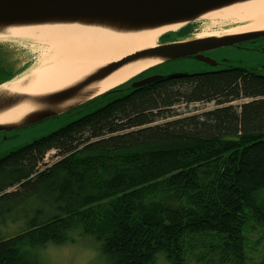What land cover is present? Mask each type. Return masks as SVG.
Here are the masks:
<instances>
[{
    "label": "trees",
    "instance_id": "1",
    "mask_svg": "<svg viewBox=\"0 0 264 264\" xmlns=\"http://www.w3.org/2000/svg\"><path fill=\"white\" fill-rule=\"evenodd\" d=\"M31 66L0 62V85ZM128 84L0 157V212L18 209L25 224L11 236L0 224V264H39L47 245L84 239L108 264H154L161 252L172 264H264V73L223 64ZM51 150L59 159L46 163Z\"/></svg>",
    "mask_w": 264,
    "mask_h": 264
},
{
    "label": "water",
    "instance_id": "2",
    "mask_svg": "<svg viewBox=\"0 0 264 264\" xmlns=\"http://www.w3.org/2000/svg\"><path fill=\"white\" fill-rule=\"evenodd\" d=\"M259 2L264 0H0L2 42L22 43L25 38L17 36L44 32L85 36L93 42L85 70L71 78L20 90L23 76L38 67L32 63L23 76L0 85V132L59 117L174 60L194 57L217 66L218 62L205 57L204 52L264 37V28L245 26L221 35H188L174 40L164 36ZM131 48L134 50L127 51ZM132 73L135 75L124 84L97 93L113 80ZM163 77H146L130 87H143Z\"/></svg>",
    "mask_w": 264,
    "mask_h": 264
},
{
    "label": "rangeland",
    "instance_id": "3",
    "mask_svg": "<svg viewBox=\"0 0 264 264\" xmlns=\"http://www.w3.org/2000/svg\"><path fill=\"white\" fill-rule=\"evenodd\" d=\"M215 21L216 22H213L212 20H205L200 22L197 24L196 28H194L195 33L203 35L218 34L223 31H236L246 25V23L238 22L235 19L228 21ZM21 40H23L22 43L12 45L13 48L9 46L0 47L1 50L5 51V54L0 55V62L2 66L14 63L16 69L30 63H36V66L38 67L48 65L50 63V53L46 46L35 42L33 43V41L29 39ZM2 43L7 44V42ZM220 51L221 53L219 54L218 59L222 60L224 64L258 67L264 73V52L247 54L230 47L221 48ZM218 67H220V65L211 66L200 60L183 58L155 67L147 71L143 77L169 76L176 73L190 74L209 72L214 71ZM125 93L126 92L112 94L107 93L105 95L98 96L88 105L77 108L59 117L48 119L25 129L0 132V157L64 127L73 120L94 112L98 108L106 105ZM236 104H240V102H236ZM214 107V104H195L190 106V109L202 112L203 110L207 111L213 109ZM183 108H185L184 106L182 107V110H185ZM56 154L57 150L49 151L46 154L44 161L46 163L56 162L59 159ZM17 210L18 209L11 212V214H7V212H0V224L2 223V231L8 233L2 235L11 236L12 234H17L25 226L24 221L20 220V218H12L13 216H17ZM38 256L40 258L39 264H108L102 256L99 248L89 239L63 245L52 243L43 248ZM154 264H172V261L166 257L165 252H161Z\"/></svg>",
    "mask_w": 264,
    "mask_h": 264
},
{
    "label": "bare ground",
    "instance_id": "4",
    "mask_svg": "<svg viewBox=\"0 0 264 264\" xmlns=\"http://www.w3.org/2000/svg\"><path fill=\"white\" fill-rule=\"evenodd\" d=\"M212 18H214L211 19L213 22L235 19L247 24V28L244 29H262L264 28V2L251 4ZM17 37L44 45L50 53L48 65L36 67L23 76L20 90L40 88L77 75L85 70L90 50L93 48V42L89 38L79 35L44 32ZM129 50L133 51L134 48L127 51ZM134 75L135 73H132L119 77L101 87L97 93L120 86Z\"/></svg>",
    "mask_w": 264,
    "mask_h": 264
},
{
    "label": "flooded vegetation",
    "instance_id": "5",
    "mask_svg": "<svg viewBox=\"0 0 264 264\" xmlns=\"http://www.w3.org/2000/svg\"><path fill=\"white\" fill-rule=\"evenodd\" d=\"M196 26H197V23H195L192 26H190L189 29L190 30L194 29V28H196ZM245 26L246 25H244L243 27H245ZM226 32H228V31H223V32H220L218 34L221 35L222 33H226ZM189 35H190L189 36L190 38H197V37H206V36H209V35L212 36V35H217V34H209V35L197 34V33H195V29H194V31H192V33H190ZM242 35L246 36L247 38L249 37V34H242ZM229 47L232 48V49L241 51L243 53H247V54L263 53V52H261V50L264 49V37L257 38V39H252V40H249V41H244L242 43H239V44L234 45V46H229ZM220 53H221L220 49H217V50L206 51V52H204V55H205V57H208V58L216 60L218 62V65H223L224 62L222 60L218 59V56H219ZM192 58L195 59L194 57H192ZM263 65H264V63H263ZM146 77H149V76H146ZM146 77L140 78V76H137L136 78H134L133 80L128 82L129 83L128 86H131L132 83H134L136 81H139V80H142V79H144ZM116 89H114V90H112L110 92H113Z\"/></svg>",
    "mask_w": 264,
    "mask_h": 264
}]
</instances>
